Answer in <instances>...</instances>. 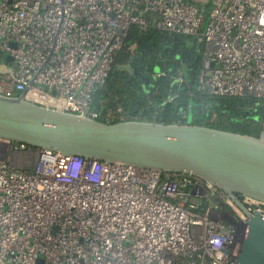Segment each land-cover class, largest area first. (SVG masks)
I'll use <instances>...</instances> for the list:
<instances>
[{
    "label": "built area",
    "instance_id": "obj_1",
    "mask_svg": "<svg viewBox=\"0 0 264 264\" xmlns=\"http://www.w3.org/2000/svg\"><path fill=\"white\" fill-rule=\"evenodd\" d=\"M197 3L0 0V94L95 118L93 95L135 25L194 36L198 88L261 99L264 111V0H215L204 24ZM261 124L264 132V112ZM8 153H36L32 171ZM235 198L264 218V201ZM247 219L190 173L63 157L0 137V264H235Z\"/></svg>",
    "mask_w": 264,
    "mask_h": 264
},
{
    "label": "water",
    "instance_id": "obj_2",
    "mask_svg": "<svg viewBox=\"0 0 264 264\" xmlns=\"http://www.w3.org/2000/svg\"><path fill=\"white\" fill-rule=\"evenodd\" d=\"M0 137L63 157L199 176L222 189L248 217L235 264H264V218L235 198L239 193L264 201L263 131L255 137L190 123L104 122L33 104L22 94H0Z\"/></svg>",
    "mask_w": 264,
    "mask_h": 264
},
{
    "label": "trees",
    "instance_id": "obj_3",
    "mask_svg": "<svg viewBox=\"0 0 264 264\" xmlns=\"http://www.w3.org/2000/svg\"><path fill=\"white\" fill-rule=\"evenodd\" d=\"M199 6L204 24L210 8ZM200 66L201 50L194 36L153 27L140 31L132 25L108 77L93 95L95 118L104 122L190 123L258 137L262 100L215 96L200 90Z\"/></svg>",
    "mask_w": 264,
    "mask_h": 264
},
{
    "label": "rangeland",
    "instance_id": "obj_4",
    "mask_svg": "<svg viewBox=\"0 0 264 264\" xmlns=\"http://www.w3.org/2000/svg\"><path fill=\"white\" fill-rule=\"evenodd\" d=\"M0 63H5L4 58H0ZM9 157H13V162L16 165H21V168H24L26 170L32 171V167L31 164L34 162L35 158H36V153H8ZM243 228L240 227L237 229V235H236V241L238 243H240L241 239H242V231Z\"/></svg>",
    "mask_w": 264,
    "mask_h": 264
},
{
    "label": "crops",
    "instance_id": "obj_5",
    "mask_svg": "<svg viewBox=\"0 0 264 264\" xmlns=\"http://www.w3.org/2000/svg\"><path fill=\"white\" fill-rule=\"evenodd\" d=\"M214 2H215V0H198V4L199 5H204V6H206L207 8L209 7V8H211V6L214 4ZM207 4H208V6H207Z\"/></svg>",
    "mask_w": 264,
    "mask_h": 264
}]
</instances>
